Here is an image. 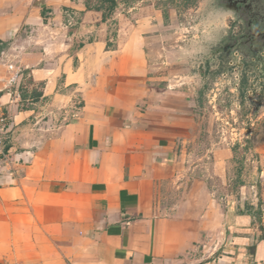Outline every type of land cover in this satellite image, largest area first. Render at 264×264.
I'll use <instances>...</instances> for the list:
<instances>
[{
  "label": "crops",
  "instance_id": "obj_1",
  "mask_svg": "<svg viewBox=\"0 0 264 264\" xmlns=\"http://www.w3.org/2000/svg\"><path fill=\"white\" fill-rule=\"evenodd\" d=\"M115 1L0 0V54L23 71L2 98L0 264H264V123L233 206L169 195L201 137L198 100L151 75L163 13Z\"/></svg>",
  "mask_w": 264,
  "mask_h": 264
},
{
  "label": "rangeland",
  "instance_id": "obj_2",
  "mask_svg": "<svg viewBox=\"0 0 264 264\" xmlns=\"http://www.w3.org/2000/svg\"><path fill=\"white\" fill-rule=\"evenodd\" d=\"M127 5L119 11L143 16H151L154 10L163 13L164 26L149 36L151 75L157 77L160 88L180 90L198 100L195 108L200 114L201 137L182 154V172L169 185V195L177 200L196 199L194 193L210 190L209 198L221 200L227 208L233 206L237 197L233 194L246 191L243 180L256 179L250 147L262 135L257 129L264 123L259 119L264 90L250 87L249 82L240 88L233 80V68L219 77L226 65L218 72L210 52L212 47L224 46L219 40L226 31L239 33L241 23L234 22L231 14L214 17V0H128ZM229 148L232 151L227 153ZM239 177L242 182H237Z\"/></svg>",
  "mask_w": 264,
  "mask_h": 264
},
{
  "label": "flooded vegetation",
  "instance_id": "obj_3",
  "mask_svg": "<svg viewBox=\"0 0 264 264\" xmlns=\"http://www.w3.org/2000/svg\"><path fill=\"white\" fill-rule=\"evenodd\" d=\"M214 7V17L231 14L234 22L241 23L239 33L229 30L222 35L219 42L225 43L223 47H212L210 59H214L218 72L223 71L220 67L226 65V71L219 77L229 74L233 68L236 69L233 80L239 82L240 88H245L249 82L250 87L255 85L264 90L263 0H214Z\"/></svg>",
  "mask_w": 264,
  "mask_h": 264
},
{
  "label": "built area",
  "instance_id": "obj_4",
  "mask_svg": "<svg viewBox=\"0 0 264 264\" xmlns=\"http://www.w3.org/2000/svg\"><path fill=\"white\" fill-rule=\"evenodd\" d=\"M2 67H5V69L7 70V77H2ZM22 73L23 71L21 68L16 67L15 64L7 60V55L4 52L0 54V81H3L4 79L6 80V86L4 87V89L0 87V161L3 159H7V143L10 136L9 133L13 127V120L11 119L6 106L2 101V98L4 92L9 93L14 97L18 95L19 89L17 85L21 77H23ZM80 106V102H78L75 109L78 111L80 109ZM50 113H48V115ZM75 115L76 113H73L72 116ZM62 121L67 122L68 117H64Z\"/></svg>",
  "mask_w": 264,
  "mask_h": 264
},
{
  "label": "trees",
  "instance_id": "obj_5",
  "mask_svg": "<svg viewBox=\"0 0 264 264\" xmlns=\"http://www.w3.org/2000/svg\"><path fill=\"white\" fill-rule=\"evenodd\" d=\"M108 4V7L110 8V10H113L116 6V1L115 0H102V4ZM101 6H95L96 9L100 8Z\"/></svg>",
  "mask_w": 264,
  "mask_h": 264
}]
</instances>
